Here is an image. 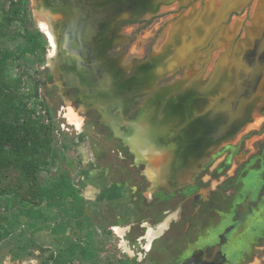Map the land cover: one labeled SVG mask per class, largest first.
Returning <instances> with one entry per match:
<instances>
[{"label": "rangeland", "instance_id": "obj_1", "mask_svg": "<svg viewBox=\"0 0 264 264\" xmlns=\"http://www.w3.org/2000/svg\"><path fill=\"white\" fill-rule=\"evenodd\" d=\"M227 1L222 8L224 0H71L84 24L81 55L98 90L85 95L68 64L50 60L48 39L45 61L24 76L34 116L52 127L48 164L36 184L55 178L57 168L69 170L88 196L101 170L108 180L138 186L130 198L134 213L121 219L112 202L89 200L85 219L67 206L45 203L33 205L42 212L29 218L17 201L6 205L0 195V264H172L186 249L204 246L214 231L219 234L210 246L225 252L219 264H264V67L255 86L247 87L250 53L263 33L264 0ZM58 2L27 0V8L35 22L36 5L54 14ZM111 101L117 104V131L108 121ZM130 122L142 138L156 137L158 146L146 143L149 151L141 159L156 152L158 132L194 142V152L200 150L190 185L146 198L148 181L131 165V148L122 138ZM85 161L94 167L86 168ZM18 177L5 170L0 189L18 190ZM29 187L22 184L26 196ZM170 209L178 219L144 249L137 239L141 221L155 226ZM120 222L129 223L130 249L111 228Z\"/></svg>", "mask_w": 264, "mask_h": 264}, {"label": "trees", "instance_id": "obj_2", "mask_svg": "<svg viewBox=\"0 0 264 264\" xmlns=\"http://www.w3.org/2000/svg\"><path fill=\"white\" fill-rule=\"evenodd\" d=\"M187 5L141 22L148 24L155 18L182 11ZM35 25L27 0L0 2V179L10 168L18 173L20 186L18 190L1 188L0 195L6 196L0 199L6 205L17 201L21 214L29 218H37L38 212H42L41 209L32 210L33 205L45 203L67 206L72 214L80 212L85 219L84 211L89 201L73 182L69 170L57 168L55 178L36 184L39 171L48 164L52 127L34 116L30 92L24 91V76L30 75L32 66L43 64L49 45L45 33ZM23 183L30 185L27 188L29 196L24 194ZM26 245L17 247L24 249Z\"/></svg>", "mask_w": 264, "mask_h": 264}, {"label": "crops", "instance_id": "obj_3", "mask_svg": "<svg viewBox=\"0 0 264 264\" xmlns=\"http://www.w3.org/2000/svg\"><path fill=\"white\" fill-rule=\"evenodd\" d=\"M129 151L132 154L131 165L141 168L142 174L148 181V185L143 192L146 198H150L156 193H172L173 191L186 187L193 180L196 172L194 165L195 156L188 151H178L176 153L174 148L169 146L167 148H160L150 157L140 160H137V155L133 150L129 149ZM84 164L86 168L94 167L92 166V162L87 163L85 161ZM147 171L153 173V179L148 176ZM103 173L101 170H97L99 184L90 189L88 196L85 194V189L81 191L82 194L88 201L105 200L106 202H112L115 211L118 213L117 217L130 219L134 213V205L130 198L135 195L138 186L127 180H108L104 177ZM176 212V209L168 210L163 219L155 226H151L146 220L141 221L140 225L143 227V230L137 239L142 246L146 244L144 249H151L154 240L165 235L167 231L166 224L178 219ZM111 228L119 238V244L130 249L131 244L126 238L129 223H115ZM202 244L200 242L198 245ZM148 245L150 246L148 247ZM188 252L186 249L172 264H210L209 256L211 253L217 252V247H211V250H206L201 257L190 256Z\"/></svg>", "mask_w": 264, "mask_h": 264}, {"label": "bare ground", "instance_id": "obj_4", "mask_svg": "<svg viewBox=\"0 0 264 264\" xmlns=\"http://www.w3.org/2000/svg\"><path fill=\"white\" fill-rule=\"evenodd\" d=\"M58 1L59 6L57 7V12L54 14L51 11L49 12L48 10L41 9L40 5H36L35 9V24L45 33L52 46L47 55L50 60L54 57L64 60V62L68 64L67 67H69L68 69L71 72V79L81 84L83 93L85 95H91V97H93V95L96 96L98 89L96 88L93 80L89 77L84 58L81 55L84 54L81 44L84 24H80L79 17L76 14V10L72 6L71 0ZM56 19L60 20V29L58 32L54 31L52 28V23ZM59 20L57 21L59 22ZM57 33L61 37V42L59 43H57L56 39ZM111 102L107 105L108 107L106 106L108 121L110 126L117 131L118 117L115 113H113L117 104ZM86 103L87 99H84L82 105L85 106ZM122 138L130 146L131 150L136 153L137 160H140L142 156L145 157L147 151H149V147H146V143L153 144L154 146L156 145V142L154 141V134H148L142 138L141 134L137 130L135 122L129 123L128 130L125 134H123Z\"/></svg>", "mask_w": 264, "mask_h": 264}, {"label": "flooded vegetation", "instance_id": "obj_5", "mask_svg": "<svg viewBox=\"0 0 264 264\" xmlns=\"http://www.w3.org/2000/svg\"><path fill=\"white\" fill-rule=\"evenodd\" d=\"M34 24H35V22H34ZM60 42H61V40H60ZM177 135H180V134L174 133V134H170V135H168V134L163 135L162 132H158L157 142L159 143V147L157 148V150L160 148H167L170 146L171 148H174L176 153H178V151H180V152L188 151L189 153H192L195 156V153L199 152L200 149L197 152H194V142H190V141L189 142H187V141H182V142L180 141L179 142V136H177ZM155 140H156V137L154 135V141ZM204 143H205V141L203 140L199 143V145L202 146ZM188 185H190V184H188ZM210 234H212V235L206 237L208 239L207 240L208 244L206 243L201 248H199L198 246H196L194 249L192 248L193 251H195V249H197V251H200V253L197 254V253L192 251V252H190V256L193 255L196 257H201V256H203V254L205 253L206 250H211V247H214V245H216V244H213V246L212 245L210 246V243H211L210 241L212 239L211 237L215 238V235L218 236L219 233L214 231ZM212 240H214V239H212ZM222 253H225L223 248H222V250L220 249V251H217L215 253H211L209 256L210 264H219L220 262H222V257H221Z\"/></svg>", "mask_w": 264, "mask_h": 264}, {"label": "water", "instance_id": "obj_6", "mask_svg": "<svg viewBox=\"0 0 264 264\" xmlns=\"http://www.w3.org/2000/svg\"><path fill=\"white\" fill-rule=\"evenodd\" d=\"M227 3L228 1L224 0L222 4V8H224L227 5ZM263 53H264V24H263V33L261 37L255 42L253 52L250 53V55L253 57V63L250 68L249 76H248L249 78H248L247 87L249 90H251L255 86L259 76L262 73L264 62L261 56ZM236 99H238V97L234 99V102H236Z\"/></svg>", "mask_w": 264, "mask_h": 264}]
</instances>
